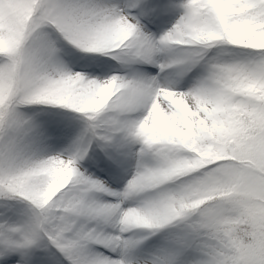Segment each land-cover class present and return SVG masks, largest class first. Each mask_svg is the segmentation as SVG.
<instances>
[{"label": "snow or ice", "instance_id": "snow-or-ice-1", "mask_svg": "<svg viewBox=\"0 0 264 264\" xmlns=\"http://www.w3.org/2000/svg\"><path fill=\"white\" fill-rule=\"evenodd\" d=\"M0 264H264V0H0Z\"/></svg>", "mask_w": 264, "mask_h": 264}]
</instances>
